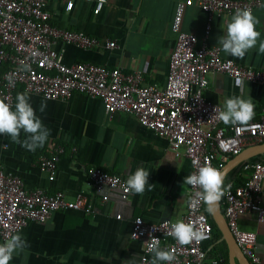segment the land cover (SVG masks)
Here are the masks:
<instances>
[{"label": "crops", "instance_id": "obj_1", "mask_svg": "<svg viewBox=\"0 0 264 264\" xmlns=\"http://www.w3.org/2000/svg\"><path fill=\"white\" fill-rule=\"evenodd\" d=\"M66 1L47 2L51 22L58 28L82 31L98 40L97 46L86 50L57 42L55 49H64L62 61L66 65L84 62L120 68L124 72L138 70L143 83L163 87L175 46L176 35L170 26L178 1L184 4L181 29L194 34L198 44L204 38L206 15L196 0H71L69 12L65 11ZM252 14L258 21L255 30L260 33L257 45L243 58L225 55L222 51L220 56L264 71V52L258 51L259 42L264 40V6ZM230 15L212 18L206 39L208 45L219 47L216 39L223 34L225 19ZM107 40H112L115 47L106 48ZM207 81L204 97L208 101L221 106L225 97L249 95L254 104L252 119L259 117L264 103L260 86L241 80L245 85L241 89L219 73L208 74ZM19 92H24L21 87L14 92V104ZM27 96L36 115L50 130L45 144L29 151L6 134L0 135V167L3 172L18 176L27 190L60 191L68 200L82 192L97 205L98 196L92 192L85 176L89 166L100 167L125 180L137 167H143L149 171L150 185H146L143 194L130 192L126 200L117 191H108V201L97 215L55 212L43 223L28 222L19 231L27 247L8 264H141V243L129 237L132 220L141 217L145 222L177 221L185 213L188 188L183 177L189 174L190 167L183 149L175 155L164 139L140 126L133 116L122 112L107 115L98 99L80 94L64 100ZM42 100L46 107L40 112ZM24 135L21 132L20 138ZM55 145H61L63 153L57 160L54 179L49 181L36 160L39 154L49 152ZM254 161L264 162V156L251 157L228 168L224 184H241L247 175L242 166ZM221 203L222 198L220 206ZM238 226L255 232L257 254L264 264V224L254 214H243ZM219 238L211 236L203 248L208 256L227 264V249Z\"/></svg>", "mask_w": 264, "mask_h": 264}, {"label": "built area", "instance_id": "obj_2", "mask_svg": "<svg viewBox=\"0 0 264 264\" xmlns=\"http://www.w3.org/2000/svg\"><path fill=\"white\" fill-rule=\"evenodd\" d=\"M48 1L0 0V102L14 106L17 87L45 100H64L74 94L98 99L107 115L122 112L133 116L140 126L164 139L175 155L182 148L189 163V174L205 163L221 171L242 149L264 143V103L259 117L241 127L219 121L213 109L220 105L204 97L207 75L219 73L232 81L246 80L260 86L264 102V71L222 58L219 47L206 42L214 16L230 15L237 8L253 12L261 6V0H196L206 15L204 38L199 44L194 34L181 29L184 4L178 1L170 26L176 35L175 46L163 87L143 83L138 70L124 72L120 68L84 62L64 64V49H55L57 42L86 50L97 46L98 40L82 31L55 26L46 9ZM71 7L72 1L67 0L65 11L69 12ZM104 46L114 48L115 43L107 40ZM24 64L30 65V70H21ZM62 153L63 147L55 145L49 152L37 156V166L47 174L49 181L54 179ZM242 170L247 175L241 184H227L222 196V215L241 253L250 264H261L255 232L240 229L238 219L243 214H254L256 220L264 224V162L245 163ZM85 176L92 192L98 196L97 205L82 192L68 200L60 191L27 190L18 176L3 172L0 167V242L28 222L43 223L55 212L80 211L97 215L108 201V191H117L123 200L130 193L126 191L123 177L100 167H87ZM187 188L186 210L179 220L191 223L203 238L180 245L170 235L175 221L145 222L135 217L129 237L141 243V264H150L151 253L144 243L150 234L159 238L161 248L173 253L175 259L170 264L220 263L203 248L212 233L204 203L195 198L198 186L187 185Z\"/></svg>", "mask_w": 264, "mask_h": 264}, {"label": "clouds", "instance_id": "obj_3", "mask_svg": "<svg viewBox=\"0 0 264 264\" xmlns=\"http://www.w3.org/2000/svg\"><path fill=\"white\" fill-rule=\"evenodd\" d=\"M264 6V0H261ZM258 23L256 17L248 8H237L224 22L223 34L216 39L219 50L225 55L243 58L245 54L257 45L260 33L255 30ZM259 52H264V40L259 42ZM21 70H30V65L24 64ZM235 86L243 88V81L237 79ZM14 106L6 102H0V135L6 134L13 142L29 151H35L42 147L48 139L50 130L42 123L36 110L33 109L26 93L19 92L16 95ZM46 107L44 100L40 102L39 111ZM213 112L216 118L225 125L245 126L254 116V104L248 95H232L225 97L223 104ZM25 135L20 138V133ZM149 171L143 167H137L131 172L125 181L126 191L132 194H143L148 183ZM183 183L198 186L195 198L206 206L220 201L228 185L224 184V174L210 164H203L194 173L183 177ZM155 229V228H154ZM170 235L180 245L189 244L194 240L203 238V234L194 228L191 223L177 220L171 224ZM151 253L150 264H165L172 262L175 257L169 250L160 247V240L154 236L144 242ZM27 247V242L19 231L10 233L0 242V264H8L14 255H19ZM63 259V258H62Z\"/></svg>", "mask_w": 264, "mask_h": 264}, {"label": "water", "instance_id": "obj_4", "mask_svg": "<svg viewBox=\"0 0 264 264\" xmlns=\"http://www.w3.org/2000/svg\"><path fill=\"white\" fill-rule=\"evenodd\" d=\"M264 156V143L248 146L241 150L233 158L229 159L221 172L224 174L226 170L232 166L241 164L247 161L251 157ZM207 213L210 219L214 222L216 228L220 233L219 242H224L227 249V264H250L248 259L241 253L238 246L236 245L222 215L220 201L207 205Z\"/></svg>", "mask_w": 264, "mask_h": 264}, {"label": "trees", "instance_id": "obj_5", "mask_svg": "<svg viewBox=\"0 0 264 264\" xmlns=\"http://www.w3.org/2000/svg\"><path fill=\"white\" fill-rule=\"evenodd\" d=\"M204 207H205V210H206V215H207L208 221H209V223L211 225V233H212L211 236H212L213 239H216V238H218L220 236V233H219L218 229L216 228L214 222L210 219V217H209V215L207 213V207H206L205 204H204ZM221 211H222V206H221ZM219 264H226V263L224 261L223 262L220 261Z\"/></svg>", "mask_w": 264, "mask_h": 264}]
</instances>
